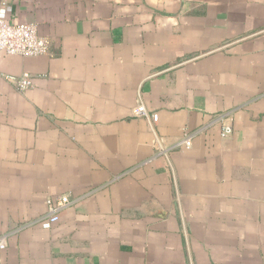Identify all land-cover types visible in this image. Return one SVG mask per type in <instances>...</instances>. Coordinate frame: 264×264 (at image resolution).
<instances>
[{"label":"crops","instance_id":"1","mask_svg":"<svg viewBox=\"0 0 264 264\" xmlns=\"http://www.w3.org/2000/svg\"><path fill=\"white\" fill-rule=\"evenodd\" d=\"M2 4L0 264H264V0Z\"/></svg>","mask_w":264,"mask_h":264},{"label":"built area","instance_id":"2","mask_svg":"<svg viewBox=\"0 0 264 264\" xmlns=\"http://www.w3.org/2000/svg\"><path fill=\"white\" fill-rule=\"evenodd\" d=\"M8 9L2 4L0 7V54L6 56L37 57L42 56L48 51L47 41L37 34L36 26L30 23L15 24L6 21L5 13ZM17 90L24 91L32 86L31 79L24 74L21 78H8ZM134 115L138 117L147 116L146 112L138 107L134 109ZM152 120H157V114L152 115ZM231 129L226 126L223 128L222 135L230 134ZM189 146V140L183 142ZM49 210L46 216L40 220V226L44 230H50L59 220L58 213L61 209L70 204L67 196L59 197L47 202ZM5 247L3 238H0V249Z\"/></svg>","mask_w":264,"mask_h":264}]
</instances>
